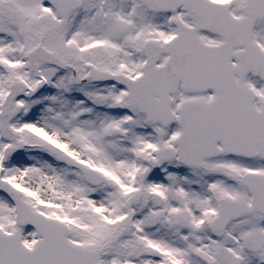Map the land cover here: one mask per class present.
I'll return each instance as SVG.
<instances>
[{"label":"snow or ice","instance_id":"obj_1","mask_svg":"<svg viewBox=\"0 0 264 264\" xmlns=\"http://www.w3.org/2000/svg\"><path fill=\"white\" fill-rule=\"evenodd\" d=\"M0 264H264V0H0Z\"/></svg>","mask_w":264,"mask_h":264}]
</instances>
